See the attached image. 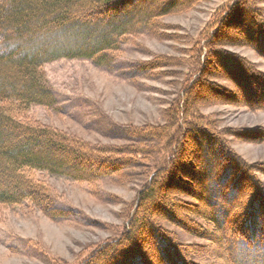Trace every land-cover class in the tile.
Listing matches in <instances>:
<instances>
[{
  "label": "rangeland",
  "instance_id": "obj_1",
  "mask_svg": "<svg viewBox=\"0 0 264 264\" xmlns=\"http://www.w3.org/2000/svg\"><path fill=\"white\" fill-rule=\"evenodd\" d=\"M234 1L199 0L189 9L153 19L148 32L125 38L120 53L109 67H99L85 59L66 58L42 66L46 86L56 99V105L52 108L32 105L25 116L28 121L55 129L99 149H151L145 152L148 157L143 152L137 161L130 156V165L116 176L105 177L92 184L41 172L31 173L32 179L47 187L54 206L69 211L71 217L51 221L27 203L0 205V264H85L102 247L113 244L127 232L138 198L148 187L146 180L148 182L155 171L159 174L160 170L168 168L170 162L173 163L170 164V171L176 167L172 183H164L163 187L169 185L166 191L152 192L155 199L160 201L159 210L153 208L156 204H152L151 208L146 204L140 213L146 218L150 212L155 213L152 212L148 221L162 227L164 234L175 236L180 253L189 259L186 264H222L216 258L223 257L225 241L219 243L218 232L212 227L211 209L203 202L207 194L197 192L189 184L190 181H186L197 177L196 172L202 169L206 171L205 162L201 165L204 141L199 143L200 135L196 131L195 135L187 138L188 132L180 121L169 131L171 137L168 140H160L161 144L144 143L135 133L146 126H164L170 111L180 109L185 87L199 79V70L207 65L205 59L202 63L203 53L200 55L198 51L216 32V28L209 27L213 26V19L219 20L225 14V8ZM248 2L256 17L264 23V0ZM163 6L162 0H143L141 6L136 7L137 10L135 6L122 5V11L132 8L128 17L122 16V11H106L101 6V16L95 18L96 23L101 27L109 24L103 30L91 31L94 34L92 39L110 38L118 24L130 19L141 20L140 25H144L142 12L146 13L149 9L159 12ZM249 17L237 15L232 24L222 30L225 31L223 35L231 38L216 46L219 51L236 57L243 64L242 72L221 74L218 72V67L223 68L220 62H217V68L211 67L216 73L205 78L206 91L201 87L202 91L198 94V99L202 100L199 101L201 104L196 118L197 122H201L197 123L199 129L206 127L201 130L217 140L225 139L226 145L236 156L253 166L247 168L248 171L255 169L259 173L260 184L255 185L248 171L237 168L238 172L234 168L232 159L228 166L225 163L220 169L221 174L227 172L230 166L237 170L230 175L241 178L239 195H246V199H243L246 204L249 203V196L253 201L257 197L260 200L264 198V86L258 87L259 91L254 90V81H257L255 75H264V38L253 43L242 41L247 26L244 22L246 19L249 21ZM237 25L244 32L243 35L238 32L239 39L234 38ZM51 45L56 49L58 43L52 40L48 46ZM194 64L196 71L192 68ZM242 87L254 90L262 103H244L243 97L240 98L237 93L238 88ZM175 104L176 108L173 107ZM149 139L150 136L148 142L151 141ZM174 150L177 153L172 159ZM234 161L240 167V161ZM193 162L197 169L192 166ZM84 166L87 172L94 171L91 164ZM240 202L237 204L242 205ZM261 206L264 208V203ZM263 212L262 209V215ZM159 219L167 221L159 222ZM241 220L240 216L233 220L240 233L243 229L247 230L245 220ZM153 233L154 229H148L146 234L150 235V239L143 235V242L139 245L146 264L160 263L152 250L155 244ZM256 262L251 258L243 264ZM111 264L119 262L113 261ZM120 264H124V261Z\"/></svg>",
  "mask_w": 264,
  "mask_h": 264
},
{
  "label": "trees",
  "instance_id": "obj_2",
  "mask_svg": "<svg viewBox=\"0 0 264 264\" xmlns=\"http://www.w3.org/2000/svg\"><path fill=\"white\" fill-rule=\"evenodd\" d=\"M163 1L164 6L160 8L159 12L150 9L146 13L142 12L145 18L144 25H140L141 20L130 19L118 24L110 38L105 36L97 41L92 39L94 36L92 32L100 28L103 30L109 24L101 27L96 23L95 18L101 16L99 7L102 6L106 11L112 10L116 13L122 11V5H129L132 8L135 6L134 9L137 10L143 0H0V205L17 206L27 203L51 221L68 220L71 213L56 208L47 187L32 179L31 173L41 172L75 182L92 184L102 178L119 174L122 169L130 165L132 157H135L132 160L137 161L143 152V155L148 157L145 152L147 150L148 153L151 147H143L144 151L142 148L141 151L134 149L135 147L114 149V151L99 149L89 143L70 138L67 134L55 129L31 123L25 116L32 105L46 108L56 105V99L47 88L42 72V66L45 63L60 58L85 59L96 66L109 67L116 55L120 53L121 45L126 37L148 32L152 28L153 19L189 9L199 0L193 2H186L187 0ZM248 3H250L248 0H235L231 6L225 8V14L221 15L219 20L214 17L213 26L209 29L216 28V32L212 33L210 39H207V42L201 46V51H198L200 55L203 53L201 60L203 63L205 59L207 65L199 70V79L194 80L189 87H185L180 109H174V112L170 111L168 121L164 126H146L143 130L135 133L138 134L137 136L142 142L156 145L163 138H165L164 141L168 140L171 137L168 134L169 131L180 121L181 126L188 132L187 138L195 135L194 131H196L200 135L199 143L204 141L201 148L203 152L201 165H204L205 162L206 171L202 169L200 172H196L197 177L186 179V181H190L189 184L191 183L197 192H206L207 194L204 195L203 202L211 209L212 227L218 232L221 239L219 243L225 241L223 257L216 258L222 264H243L251 258L257 261L256 264H264V215L261 214V210L264 211L261 206L264 203V198L260 200L257 197L253 201L249 196L247 201L249 200L251 206L249 203H243L246 195L244 194L243 197L241 194L239 195V191L242 189L241 178L239 175L236 177L230 175L231 172L238 169L248 171L253 166L245 164L236 156L226 145L225 139L217 140L208 132L202 131L206 127L201 128L202 130L199 129L197 123L201 122L196 120L198 107L201 104L199 101L202 100L198 99V94L206 89L204 86L206 76L216 73L211 67L217 68L220 62L223 68L218 67V72L221 74L242 72L243 64L239 63L236 57L216 48L226 39L231 38L223 35L225 32L222 31L223 28L229 27L232 20L239 14L246 18L250 16L249 21L246 19L244 22V25L247 26L242 41L253 43L255 40L258 42L264 38V23L256 17L255 11L251 9V3ZM132 8L130 11L127 9V11H122L121 15L128 17ZM240 27L237 25L234 37L236 39H239V33L244 34L239 29ZM110 31H112L111 28ZM50 38L51 40H49ZM52 40L58 43L56 49L53 45L48 46ZM8 46L10 47L8 48ZM194 66L192 68L196 71V64ZM259 75L254 77L257 79L254 81L256 88L249 84L256 91L264 86V75L262 73ZM201 87H203L202 90ZM250 89L238 88L237 93L240 94V98L243 97L244 103H262L259 94ZM253 96H257V98L254 99ZM173 107L176 108V104ZM176 135L178 136V134ZM148 136L151 141L153 140L152 142H148ZM196 150L198 153L200 152L199 149ZM176 153V151L173 153L172 159ZM230 159L234 162V168L238 169L234 171L230 166L227 172L224 171V174H221L220 169ZM234 159L240 161H238L240 167ZM194 162L192 166L197 169ZM84 164H91L94 171L87 172ZM170 164L171 162L168 168H165L166 171L162 169L159 174L154 170L155 173L151 174L150 180L148 182L146 180L148 187L141 192L138 198L127 232H124L113 244L102 247L85 264H111L113 261L119 262V264L122 261L124 264H146L139 245L142 244V237L148 233V229H154L152 236L155 239V244L152 250L157 254L159 264H186L188 262L189 259L186 255H182L176 246L175 236L171 233L164 234L162 227L156 224L155 226L148 221V217L150 218L154 212L147 214V218L140 213L146 204L150 208L152 204H156L153 208L159 210L158 202L160 201L155 199L152 192L166 191L168 184L163 187L164 183H172L176 167L171 166L170 171ZM248 173L252 182L259 185L260 179L257 176L259 173L255 169ZM262 176L264 177V175ZM237 201H241L242 205L237 204ZM234 215L236 218L240 216L242 222L245 220L247 230L243 229V232H238L237 225L233 224V220L236 219L233 217ZM261 218L262 221H260ZM162 220L167 221L166 219L158 221ZM144 232L146 233L144 234ZM146 235L150 239V235Z\"/></svg>",
  "mask_w": 264,
  "mask_h": 264
}]
</instances>
